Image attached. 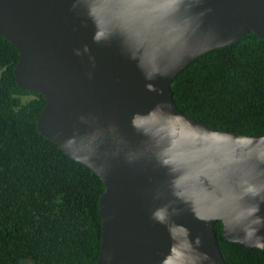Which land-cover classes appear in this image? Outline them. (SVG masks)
I'll return each instance as SVG.
<instances>
[{
    "label": "water",
    "instance_id": "95a60500",
    "mask_svg": "<svg viewBox=\"0 0 264 264\" xmlns=\"http://www.w3.org/2000/svg\"><path fill=\"white\" fill-rule=\"evenodd\" d=\"M249 32L264 43V0H0L37 131L102 184L94 264H226L216 222L264 253V136L201 124L169 89Z\"/></svg>",
    "mask_w": 264,
    "mask_h": 264
},
{
    "label": "trees",
    "instance_id": "16d2710c",
    "mask_svg": "<svg viewBox=\"0 0 264 264\" xmlns=\"http://www.w3.org/2000/svg\"><path fill=\"white\" fill-rule=\"evenodd\" d=\"M16 50L0 37V264H94L102 184L37 131L40 95L13 80ZM185 116L229 133L264 136V43L251 32L186 65L169 85ZM226 264L264 253L224 241Z\"/></svg>",
    "mask_w": 264,
    "mask_h": 264
}]
</instances>
